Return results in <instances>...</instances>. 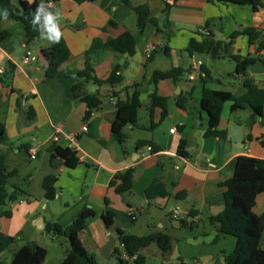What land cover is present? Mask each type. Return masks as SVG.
Returning a JSON list of instances; mask_svg holds the SVG:
<instances>
[{
  "label": "crops",
  "instance_id": "crops-1",
  "mask_svg": "<svg viewBox=\"0 0 264 264\" xmlns=\"http://www.w3.org/2000/svg\"><path fill=\"white\" fill-rule=\"evenodd\" d=\"M10 1L14 5L19 2ZM129 2L133 6L148 7L149 18L142 29L138 27L137 14L123 0H57L52 3L53 24L62 33L69 57L58 68L57 76L50 80L45 77L47 64L40 53V42L48 37L27 45L22 24L8 18L0 21V31L8 32V37L0 43L3 71L0 74V122L5 125L8 143L0 145V149L7 172L16 173L9 179V186L23 192L16 202L3 208L10 211V217H0V262L4 260V252L33 243L47 250L45 264L49 250L54 247L49 242L51 235L45 230L47 223L67 226L84 208H90L96 215L86 220L80 240L97 262L106 259L116 263L114 250L120 246L116 229L120 228L137 236L160 232L171 237L168 253H162L155 244L141 251L146 263L151 257L155 264L166 259L187 264L182 260L180 240L174 233L179 228L173 223L184 220L192 228L202 218L209 220L220 214L224 193L221 183L232 176L237 158L245 156L264 161V117H253L249 109L231 113V103L226 102L217 127L225 135L207 137L204 133L208 116L201 108L204 88L228 92L238 98L245 94L244 81L249 79L264 90V64L249 65L243 76L236 73V64L230 58L212 59L208 55L187 52L189 40H200L206 22L210 21L215 40L227 41L237 29H256L261 36L255 44L249 45L247 36L239 35L230 53L264 59V48L260 46L264 44V2L256 11L249 6L206 0ZM165 3L171 4L168 15L164 13ZM125 32L135 39L133 55L101 49L87 54L93 41L104 44ZM150 46L155 49L147 57ZM28 48L36 53L37 61H23ZM192 60L202 63L194 73L190 72ZM226 60L232 61L233 66H226ZM87 63L92 75L100 80L120 68L121 82L112 87L94 85L72 75L83 71ZM9 65L14 67V73L4 78ZM170 68H181L184 73L176 81L153 82L155 71ZM77 84H83L88 93H98L101 99L99 109L87 119L86 103L72 93V87ZM134 92L139 93L141 103L137 122L124 127V140L118 144L111 135L116 103L129 99ZM153 93L167 99L168 113L163 119L159 109H154L150 117ZM182 97H187L184 109L176 105ZM60 124V140L54 142L55 128ZM84 124L88 127L85 133L81 132ZM173 128L175 131L170 133ZM181 141L186 143L187 157L177 154ZM51 145L71 151V147L76 146L78 163L72 168L66 167L63 159L48 151ZM147 147H151V151ZM128 169L134 171L132 189L117 194L109 184L116 174ZM49 176L56 178V195L52 201L45 199L42 185ZM157 180L164 183L168 196L147 199L146 188ZM180 193L185 194L182 200L176 199ZM259 200L261 211H253L257 215L264 211V193L256 197L254 208ZM174 207L180 210L176 220L170 216ZM108 210L115 213L114 224L109 227L101 218ZM178 225L180 227L179 222ZM225 240L226 237L217 242L212 239L210 245ZM63 247L59 264L68 249L66 240ZM225 253L220 248L218 252L205 255L206 261L199 262L224 264Z\"/></svg>",
  "mask_w": 264,
  "mask_h": 264
},
{
  "label": "trees",
  "instance_id": "trees-1",
  "mask_svg": "<svg viewBox=\"0 0 264 264\" xmlns=\"http://www.w3.org/2000/svg\"><path fill=\"white\" fill-rule=\"evenodd\" d=\"M57 0H32V2L19 0L18 5H14L10 0H0V21L4 19V11L8 12V19L22 24L27 45L38 42L43 37L53 36L55 34L48 32L45 24V16L54 15V9L48 3H55ZM176 1V0H173ZM209 3L235 4L239 6H249L256 11L262 7L264 0H206ZM130 5L138 16V27L142 29L149 18V10L146 5L130 4L129 0H123ZM41 7L43 11L39 13L40 19L33 24L37 14V7ZM171 4L165 3L164 13L168 15ZM151 21V20H150ZM153 22V21H152ZM110 25H113L110 23ZM212 23L207 21L205 31L201 35L200 40L190 39L187 45L189 55H208L212 59L230 58L236 64V73L245 76L247 67L255 62L264 64V59L259 56H235L231 55L230 48L236 37L245 35L248 38L249 45L255 44L260 33L254 28H243L234 31L227 41L215 40L210 26ZM8 37V32L0 31V43ZM261 48L264 44L260 43ZM96 49L108 50L115 54L133 55L135 52L134 37L125 32L120 36L108 39L104 44L93 41L87 54ZM43 60L47 67L45 77L47 80L53 79L58 74V68L68 59L69 51L62 38L59 42H53L49 47L40 49ZM120 68H115L110 75L104 79H97L92 75V69L87 63L83 71L73 72L72 75L84 81H91L94 85L106 84L110 87L121 82L119 75ZM14 73V67L9 65L3 75L9 78ZM184 73L181 68H170L167 71H155L152 80L157 83L161 80L176 81ZM244 86L246 92L241 97H234L228 92L215 91L204 88L201 98V108L208 116V128L204 136L222 137L225 133L217 130L221 109L226 102L231 103V113L239 109H249L253 117H264V90L255 85L251 80L245 79ZM72 93L76 99L86 103L88 111L85 119L97 111L101 105V99L98 93H88L83 88V84H77L72 87ZM187 97L179 98L176 105L184 109ZM141 107L139 93L134 92L133 95L125 100L116 103V116L111 126V135L114 141L122 144L124 140L123 129L127 125H135L137 122V114ZM154 109L160 110V118L167 116V99L160 97L155 93L150 95L149 114L152 117ZM153 126V124H151ZM8 143L5 125L0 122V145ZM186 143L181 141L177 154L181 157H187ZM54 156L63 159L64 164L68 168L74 167L78 163L76 153L69 148H61L57 145H51L48 148ZM15 172H7L4 166V158L0 149V217H10V211L4 210L9 203L16 202L23 192L18 187L9 186V179L15 176ZM132 169L125 170L116 174L111 180L109 186L114 187L117 194L129 192L133 186ZM56 178L53 176L46 177L43 180V189L45 191V199L52 201L56 195L55 188ZM224 188L223 193V210L220 214L210 217L209 223L215 229L216 236L214 241L220 238L231 237L234 239V246L229 253L223 256L224 264H264V211L257 215L253 212L256 197L264 193V161L240 156L237 158L232 176L221 183ZM168 193L164 183L160 181L152 182L145 190V197L153 199L157 197H167ZM185 194L180 193L176 199H184ZM96 215V212L90 208H84L67 226H61L56 222L47 223L46 232L52 238L62 237L68 243V249L65 257L60 264H98L92 254H89L80 240V234L85 228V222L89 217ZM101 218L105 226H113L115 221V213L106 211L101 214ZM180 227H189L184 220H178ZM116 233L120 242V246L115 248L114 257L115 264H146V257L141 251L150 245L155 244L162 253H168L171 249V237L164 233H153L144 236H137L127 233L125 230L117 228ZM47 256V250L33 243L25 244L11 253L9 262H0V264H44Z\"/></svg>",
  "mask_w": 264,
  "mask_h": 264
},
{
  "label": "rangeland",
  "instance_id": "rangeland-1",
  "mask_svg": "<svg viewBox=\"0 0 264 264\" xmlns=\"http://www.w3.org/2000/svg\"><path fill=\"white\" fill-rule=\"evenodd\" d=\"M226 66H233V62L230 60H226L224 62ZM261 201H258V206L253 209L255 213H259V209L261 208ZM184 217V216H183ZM174 227H176L178 230L175 231V237H177L180 240V248L184 254L182 256V260L185 261L187 264H191L194 260L197 261H206V258H204L205 255L212 252H218L220 248L224 250V252L229 253L231 249L234 246V239L231 237H227L225 241H222V243L218 245L211 244L210 242L212 239L216 236L215 229L210 225L208 219L202 218L201 222L194 223L192 228H185V227H179L178 222L173 223ZM206 233L207 235H203ZM64 238L58 237V238H49V242L52 243L54 247H52L49 250L48 257L46 259L45 264H59V261L62 257L63 252V242ZM65 246V243H64ZM7 251V250H6ZM13 251V250H12ZM10 252H4V260L7 263L10 260L11 253ZM150 260L146 264H155L153 259L150 257ZM177 264L176 262H169L168 259L165 261H162L161 264ZM98 264H113V260H106V259H99Z\"/></svg>",
  "mask_w": 264,
  "mask_h": 264
},
{
  "label": "built area",
  "instance_id": "built-area-1",
  "mask_svg": "<svg viewBox=\"0 0 264 264\" xmlns=\"http://www.w3.org/2000/svg\"><path fill=\"white\" fill-rule=\"evenodd\" d=\"M48 5L50 6L51 3H48ZM154 49H155L154 46H150L149 48H147V51H146L147 57L154 51ZM37 60H38V57H37L36 53L33 50H31L30 48H28L25 51V54L23 56V61L25 63H30V62H35ZM201 66H202V63L200 61L192 60L190 72L194 73V72L198 71ZM2 72L3 71L0 69V74H2ZM190 76L192 77V74H190ZM61 127H62V125L60 124V125L56 126V128H55L54 137H53L54 142H58L60 140ZM87 130H88L87 124H84L81 128V132L85 133V132H87ZM174 131H175L174 128L169 130L170 133H173ZM73 140L74 139H72V141ZM71 149L73 150V152H75L77 154L78 150H77L76 146L71 147ZM147 150L151 151V147H147ZM31 158H34V157L31 156ZM179 213H180V210L178 207H174L170 210V216L174 220H176L178 218ZM191 264H203V263H200L199 261L194 260Z\"/></svg>",
  "mask_w": 264,
  "mask_h": 264
},
{
  "label": "clouds",
  "instance_id": "clouds-1",
  "mask_svg": "<svg viewBox=\"0 0 264 264\" xmlns=\"http://www.w3.org/2000/svg\"><path fill=\"white\" fill-rule=\"evenodd\" d=\"M29 2L31 3L32 0H29ZM41 11H43V9H42L41 7L38 6V7H37V14H36V16H35V20L33 21V24H35L36 22L39 21V19H40V15H39V13H40ZM7 16H8V12H7V10H5V11H4V18L7 19ZM45 24H46V26H47V28H48V32H50V33H54V34H55L56 39H55L54 42H59L62 33H61V31H59V30L57 29L56 25L53 24V18H52V16H51V14H48V15L45 16ZM49 40H51V39H49ZM51 41H53V40H51Z\"/></svg>",
  "mask_w": 264,
  "mask_h": 264
},
{
  "label": "water",
  "instance_id": "water-1",
  "mask_svg": "<svg viewBox=\"0 0 264 264\" xmlns=\"http://www.w3.org/2000/svg\"><path fill=\"white\" fill-rule=\"evenodd\" d=\"M49 39H51V40H53V41H51V40H49ZM53 42H54V38H53V37L45 38V39H43V40L40 42V47H41V48L49 47V46H51V45L53 44ZM34 43H35V42H34ZM41 56H42V55H41Z\"/></svg>",
  "mask_w": 264,
  "mask_h": 264
}]
</instances>
